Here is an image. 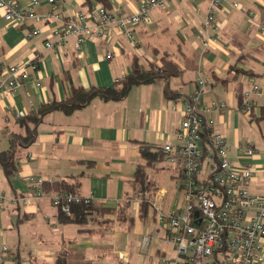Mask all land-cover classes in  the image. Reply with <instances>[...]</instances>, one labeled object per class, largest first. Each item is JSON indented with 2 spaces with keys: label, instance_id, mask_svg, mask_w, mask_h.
Returning a JSON list of instances; mask_svg holds the SVG:
<instances>
[{
  "label": "crops",
  "instance_id": "0c3cea01",
  "mask_svg": "<svg viewBox=\"0 0 264 264\" xmlns=\"http://www.w3.org/2000/svg\"><path fill=\"white\" fill-rule=\"evenodd\" d=\"M17 1L25 9L32 2ZM231 1L238 2L240 8L224 4L216 17L218 31L207 51L201 33L209 0H170L165 9L152 10L151 24L132 28V37L122 33L116 23L105 40L89 38L80 51L74 37L59 46L51 38L52 30L62 26L63 20L99 5L109 10L120 7L122 15L127 16L135 13L143 0H57L62 21L46 18L52 7L40 0L35 12L44 18L21 26L10 24L0 10V72L38 61L35 69L27 68L32 78L18 92L0 94V152L9 149L11 134L24 133L18 112L28 116L48 103L65 102L76 88H112L131 73L135 61L145 68H161L167 56L179 71L164 81L134 86L123 101L97 97L71 114L55 110L44 116L37 140L23 154L18 172L8 179L0 165V247L7 245L11 250L9 257L3 256L5 264H148L150 253L140 257V249L137 253L133 243L135 216L140 213L146 217L151 209L154 214L152 202L159 196L166 210L182 207L183 201L173 198L166 184L152 180L149 203L132 195L131 180L138 165L145 163L139 146L156 149L178 143L176 132L185 100L200 72L213 81V86L203 91L202 103L224 102L231 111L227 115V107L223 113L214 109L210 128L223 132L228 140L234 127L235 145L229 143V157L252 170L250 191L264 197V156L256 151L254 156L239 158L237 152L238 146H244L240 137L241 115L246 118L240 111L243 93L254 84L246 77L264 74V27L255 22L251 11L240 17L227 16L228 8L239 13L245 9L239 0ZM33 29L40 33L29 36ZM47 41L54 43L52 49L46 48ZM235 64L242 73L234 71ZM246 71L251 73L243 74ZM258 79L264 85V77ZM166 84L176 96H165ZM260 98H264V91L253 97V119L264 116ZM163 161L162 171L153 174L158 180L167 177L175 181V191L180 195L179 172ZM37 176L45 183L66 180L78 195L94 196L95 203L114 208L116 213L93 216L85 224L61 223L51 203L54 191L37 202H25L30 195L28 179ZM161 230L159 241L171 245L173 254L160 251L161 257L154 264L176 257L162 225ZM151 236H142L143 250L149 248ZM146 238H150L148 244ZM262 249L264 253V243Z\"/></svg>",
  "mask_w": 264,
  "mask_h": 264
},
{
  "label": "built area",
  "instance_id": "2783aa9c",
  "mask_svg": "<svg viewBox=\"0 0 264 264\" xmlns=\"http://www.w3.org/2000/svg\"><path fill=\"white\" fill-rule=\"evenodd\" d=\"M52 7L46 18L62 21L56 8L57 0H46ZM170 0H143L135 13L123 16L121 8L109 10L103 5L92 7L63 20L62 26L52 30L51 38L59 46L68 44L74 37L78 51L87 39L103 41L116 23L121 32L131 36V29L141 24H151V12L165 9ZM40 0H32L29 8H22L17 0H0V10L10 24L23 25L28 21L43 19L35 12ZM228 3L233 9L240 4L230 0H209L203 25L201 43L204 51L211 47L218 31L217 14ZM33 29L29 36L38 35ZM46 48L54 43L47 41ZM108 58L111 57L109 54ZM36 68V59L28 65L10 66L0 72V94L16 93L31 80L28 67ZM157 70V68H155ZM40 86V83H36ZM213 86V81L200 72L193 92L185 100L180 127L176 132L177 144H166L162 150L165 162L179 172L183 206L166 210L161 196L152 202L158 222L166 231V241L173 245L176 257L164 260L163 264H262L264 243V197L250 191L253 172L239 161L229 157L230 144L226 135L214 128L211 116L214 109L221 113L227 107L224 102L202 103L203 91ZM264 85H253L244 92L245 100L241 113L251 121L252 94H261ZM25 116L18 112L17 117ZM239 158L256 154L252 143L238 146ZM30 195L27 204L42 200L46 195L44 178L28 179ZM1 199V198H0ZM52 206L66 216H71L75 205H91L94 196H81L72 192H57L51 198ZM150 238H146L148 244ZM7 245L0 247V264L3 256H10Z\"/></svg>",
  "mask_w": 264,
  "mask_h": 264
},
{
  "label": "trees",
  "instance_id": "16d2710c",
  "mask_svg": "<svg viewBox=\"0 0 264 264\" xmlns=\"http://www.w3.org/2000/svg\"><path fill=\"white\" fill-rule=\"evenodd\" d=\"M237 64L233 65V69L237 74L242 73V69L237 68ZM177 65L168 59L167 56L163 57V66L155 70L154 67H143L140 63L135 61L132 65V71L122 81L118 82L112 88H93L89 91H85L82 88H76L73 90L72 97L65 102H51L43 106L38 112L31 113L28 116L19 118V123L24 129L23 134H11L10 147L7 151L0 152V165L2 166L5 175L8 179H11L17 172L20 166V161L25 152L36 142L37 133L40 124L43 121L45 115L55 110L63 111L66 114H71L75 110L81 109L87 106L94 98H100L104 101H123L128 96L130 90L134 86L152 84L158 80H166L169 77L179 74ZM245 73H251L246 71ZM246 92V91H245ZM164 94L167 97H174L173 91L166 84L164 88ZM176 96V95H175ZM243 101L241 106L244 104ZM253 109H254V101ZM241 109V107H240ZM252 109V117H253ZM264 116L260 120H263ZM141 156L144 158L145 163L138 165L133 179L131 180L132 195L141 197L142 201L150 202L151 199L147 197L148 191L153 186L150 181L147 169L158 161L165 160V156L162 148L152 149L145 144L139 146ZM44 189L46 193L49 191L57 192H72L73 186L65 180L62 182L44 183ZM77 194V193H75ZM129 203H125L128 205ZM145 204V203H143ZM147 206V205H146ZM59 212V211H58ZM116 210L107 208L106 206L98 203L91 205H75L72 208L71 216L59 212V220L61 223H76L85 224L89 222L93 216H104L105 214H114Z\"/></svg>",
  "mask_w": 264,
  "mask_h": 264
},
{
  "label": "rangeland",
  "instance_id": "374dc122",
  "mask_svg": "<svg viewBox=\"0 0 264 264\" xmlns=\"http://www.w3.org/2000/svg\"><path fill=\"white\" fill-rule=\"evenodd\" d=\"M245 7L244 12L239 13L236 10H233L231 8H228L227 16L229 17H240L247 11H251L254 14V20L255 22H261L263 23L264 27V0H247V2L239 0ZM218 15V14H217ZM203 33V31H202ZM201 33V35H202ZM262 67V62L258 64V70L260 71ZM205 77V76H204ZM258 77L263 78L264 74H261V76H255V77H246L247 81H251V84L253 85H259L262 86L261 80L258 79ZM206 78V77H205ZM254 79V80H252ZM211 80V79H210ZM252 85V86H253ZM251 86V87H252ZM264 91V89H263ZM262 91V92H263ZM255 95L259 94H252L251 99ZM259 105H264V98H260ZM227 115L229 114V107L226 108ZM231 112V111H230ZM241 144L245 145L246 143H252L255 146V149L258 154L264 156V119L258 120L254 118L252 121L247 120L241 115ZM218 130V129H217ZM235 135V129L234 127L231 128L228 136V141L230 144H234L233 136ZM231 156L233 159H235V152H231ZM164 161H158L154 163L152 166L148 168V173L150 174V180H152L154 183H163L166 184L171 189V195L174 198H179L180 201H183L182 193L180 195L177 194V191H175V186L177 185L175 181H173L171 178L163 177V180H158L159 178H156L154 176L153 172H161L162 168L164 167ZM153 183V184H154ZM180 183V182H179ZM148 214L146 217L141 215L140 213L135 216V222H134V230L131 231V234L135 236L133 239V243L136 245V252L138 253V249H140V257L144 256L146 253H150L149 257L147 258L148 264H154L157 262L159 257H161L160 251L164 250L166 251L167 255L173 254V249L171 245H167L162 241H159V238L162 236V230H161V224L158 222L157 217L155 213L153 214L152 209L148 211ZM151 234L152 240L149 248L147 250H143V235ZM142 240V241H141ZM131 249V247L129 248ZM152 257V258H151ZM262 264H264V253H263V261Z\"/></svg>",
  "mask_w": 264,
  "mask_h": 264
}]
</instances>
